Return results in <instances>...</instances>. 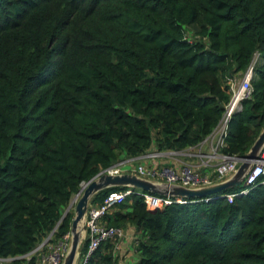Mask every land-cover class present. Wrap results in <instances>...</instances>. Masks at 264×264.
I'll return each mask as SVG.
<instances>
[{
  "label": "trees",
  "instance_id": "1",
  "mask_svg": "<svg viewBox=\"0 0 264 264\" xmlns=\"http://www.w3.org/2000/svg\"><path fill=\"white\" fill-rule=\"evenodd\" d=\"M255 54L219 147L240 157L264 125V0H0V257L70 231L71 198L122 153L201 142ZM243 186L157 208L131 187L103 219L134 227L135 264H264V172ZM116 241L84 264H118Z\"/></svg>",
  "mask_w": 264,
  "mask_h": 264
},
{
  "label": "built area",
  "instance_id": "2",
  "mask_svg": "<svg viewBox=\"0 0 264 264\" xmlns=\"http://www.w3.org/2000/svg\"><path fill=\"white\" fill-rule=\"evenodd\" d=\"M257 57L258 54H255L251 63L241 73V76L231 82L230 98L224 105L222 115L213 131L201 142L181 150H148L136 157H128L129 159L119 160L103 168L97 174L103 172L118 173L131 171L140 176L168 183L183 184L188 187L201 186L231 175L240 162V156L223 153L220 151L219 147L224 143V137L227 133V124L231 114L234 110L240 109L242 99L251 95L253 65ZM202 146L203 149H207V151H198ZM195 148L196 151H188V149ZM181 153H185V156H192V160L181 161L177 157V155ZM161 156L176 159L177 162L175 163H180L176 166L173 165L174 163L170 165L164 164L161 158H159ZM134 158H151L150 161L153 164L147 166L143 162H139L131 169L121 168L120 164ZM197 158H199L200 161H198ZM193 160L197 161L193 162ZM263 172L264 146L260 151V156L253 160L251 168L245 174L242 182L244 186L241 188L240 192H247L250 185H252ZM139 190L143 191L141 189ZM130 191L131 187L127 186L119 190L109 191L99 202H89L84 219L85 227L82 237V240L84 238L88 240L87 251L80 253L79 246L78 264H84L87 261L88 255L98 246L100 241L108 238H122L124 236L125 229L123 227L107 224L103 217L110 209L122 202ZM142 194L149 208H157L172 201L185 202L187 200L186 197L152 194L145 191H143ZM224 195L228 201H231L234 193L229 192ZM56 229L57 223L33 248L22 255L26 260L24 264H61L69 247L71 234L70 231H68L60 238H54ZM14 258L15 257L12 256L0 257V262H9Z\"/></svg>",
  "mask_w": 264,
  "mask_h": 264
},
{
  "label": "water",
  "instance_id": "3",
  "mask_svg": "<svg viewBox=\"0 0 264 264\" xmlns=\"http://www.w3.org/2000/svg\"><path fill=\"white\" fill-rule=\"evenodd\" d=\"M263 146L264 125L248 151L240 157V162L231 175L197 187H188L183 184L159 181L157 179L140 176L131 171L95 174L87 181H84V184L80 185L77 193H75V195L78 194V197H72L63 212L64 214L73 205L70 243L61 264H78L79 246L84 233V219L89 200L93 194L102 188L119 185L151 191L161 195L186 198L203 197L242 183L245 174L252 166L253 160L260 156V151Z\"/></svg>",
  "mask_w": 264,
  "mask_h": 264
},
{
  "label": "rangeland",
  "instance_id": "4",
  "mask_svg": "<svg viewBox=\"0 0 264 264\" xmlns=\"http://www.w3.org/2000/svg\"><path fill=\"white\" fill-rule=\"evenodd\" d=\"M199 150H201V151H207V149H203V146L200 148V149H198V151ZM151 151V150H150ZM188 151H196V148L195 149H188ZM197 151V152H198ZM186 154L185 153H181V154H178L177 155V157L178 158H180L181 159V161H185L187 158H189V160H192V156H185ZM120 157H121V159H129V158H127L125 155H124V153H122L121 155H120ZM159 158H161V161H164L163 163L164 164H173V163H175V162H177L176 161V159H171L170 157H164V156H161V157H159ZM150 159L151 158H139V159H132V160H129V161H124V163H122V164H120L121 165V168L122 169H131L134 165H137L139 162H143L145 165H147V166H150V165H152L153 163L150 161ZM170 159H171V163H170ZM197 160L198 161H200L199 160V158H197ZM194 161V160H193ZM180 163V162H179ZM149 164V165H148ZM84 182H82L81 184H83ZM76 195L74 194L73 195V197H75ZM71 209H73V205H72V207H70ZM133 226L132 225H128L127 227H126V229L124 230V233H125V235L123 236V238H125L126 239V243H123V246H125V245H132V247H133V245L135 244V237H133V236H136V231H135V229H134V227L132 228ZM118 240H119V238H117ZM116 239V240H117ZM121 240H120V244H121ZM129 250L127 249V251L126 252H128ZM131 251H132V249H131ZM135 252V251H134ZM132 253H133V251H132ZM136 253V252H135ZM124 254H125V252H124ZM135 256V255H134ZM136 258H137V253H136V256H135ZM8 262H0V264H7Z\"/></svg>",
  "mask_w": 264,
  "mask_h": 264
},
{
  "label": "crops",
  "instance_id": "5",
  "mask_svg": "<svg viewBox=\"0 0 264 264\" xmlns=\"http://www.w3.org/2000/svg\"><path fill=\"white\" fill-rule=\"evenodd\" d=\"M155 149V147L154 146H152L149 150H154ZM180 159V158H179ZM181 160V159H180ZM186 160H189V158H187ZM195 161H197V160H194L193 162H195ZM164 161H162V163H163ZM170 163H171V159H170ZM179 163H174L173 165H178ZM170 165V164H169ZM133 228V227H132ZM126 229V228H125ZM125 235V234H124ZM133 237H135V236H133ZM120 240L122 241L121 242V244H120ZM123 243H126V239L125 238H119V240L117 239V241H116V245H115V252H116V254H117V260H118V264H135V262H136V251H135V248H134V245H133V247H132V245H125V246H123ZM127 249L129 250L128 252H126L127 251ZM131 249H132V251H133V253H132V251H131ZM136 253H135V252ZM124 252H125V254H124ZM135 255V256H134ZM138 256V255H137Z\"/></svg>",
  "mask_w": 264,
  "mask_h": 264
},
{
  "label": "bare ground",
  "instance_id": "6",
  "mask_svg": "<svg viewBox=\"0 0 264 264\" xmlns=\"http://www.w3.org/2000/svg\"><path fill=\"white\" fill-rule=\"evenodd\" d=\"M83 184H84V183H83ZM75 197H78V194H77Z\"/></svg>",
  "mask_w": 264,
  "mask_h": 264
}]
</instances>
